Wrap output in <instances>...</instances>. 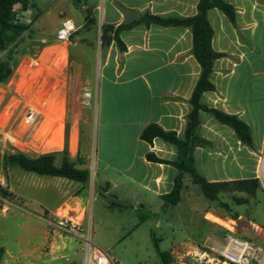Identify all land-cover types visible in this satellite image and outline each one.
I'll list each match as a JSON object with an SVG mask.
<instances>
[{"label":"crops","instance_id":"1","mask_svg":"<svg viewBox=\"0 0 264 264\" xmlns=\"http://www.w3.org/2000/svg\"><path fill=\"white\" fill-rule=\"evenodd\" d=\"M198 1L94 0L93 11L100 28L103 25L117 27L132 18V14L123 9L192 17L197 12ZM224 1L236 9V22L232 24L218 9L208 12V21L213 29L212 47L227 57L214 62L210 81L215 90L204 92L200 103L243 120L250 128L256 151L243 146L232 129L201 112L199 133L211 146L196 148L193 156L197 173L209 183L257 179L260 173L258 156L264 147V115L258 124L264 103L260 47L264 7L259 0ZM120 38L126 46L123 53L115 43L102 49L99 40V59L97 53L94 54L96 107L92 131L89 111H73L68 153L73 162L79 161L80 169L89 171V182L91 180L104 196H110L126 208H139L154 214L156 209H163L162 197L172 191L177 170L169 164L150 162L147 155L153 153L159 159L172 162L178 154L175 146L161 139L148 144L141 140L140 135L151 124L173 131L179 137L184 135L186 117L192 109L189 100L201 68L192 55V34L188 29L138 26L122 32ZM90 52L85 47L78 49V53L84 56ZM86 81L93 85L92 76H87ZM84 128L89 130L84 131ZM94 132L96 150L92 179L91 139ZM83 135L88 138L86 148L82 150ZM64 146L65 142L51 152L60 153ZM8 176L12 179L10 172ZM0 184L12 190L11 184L9 187L3 181ZM196 188L186 177L181 202L170 207L176 210L174 231L182 232V225L196 224L200 227L199 235L188 240L175 236L174 246H208L213 251H221L231 235L230 231L235 234V219L222 218L231 223L232 229L209 219L208 215L219 217L198 205ZM47 192L50 195L52 191L47 189ZM63 200L64 196H60L53 205L54 209ZM0 248H4L5 254L9 253L3 245Z\"/></svg>","mask_w":264,"mask_h":264},{"label":"rangeland","instance_id":"2","mask_svg":"<svg viewBox=\"0 0 264 264\" xmlns=\"http://www.w3.org/2000/svg\"><path fill=\"white\" fill-rule=\"evenodd\" d=\"M259 2L264 7V0ZM94 4V0H28L27 10L23 11L21 6L19 10L29 30L14 46L0 51V59H5L9 53L13 58L11 78L0 83V181L12 186L11 191L6 189L11 194L9 198L0 196V246L9 251L5 254L4 250L1 264H83L89 243L122 264H222L221 252L228 241L221 251H213L208 246H174L175 236L180 235L185 240L196 238L200 227L196 224L182 225V232L174 231L176 210L173 207L158 208L154 214L139 208L119 207L112 205L116 200L110 196L99 195L100 189L91 180L81 185L31 175L19 169L8 172L4 169L3 156L7 152L17 150L32 158L51 153L47 145L58 138L64 143L66 130L68 136L71 131L75 110L89 111L92 131L96 107L94 54L97 53L99 59L101 34L99 19L96 21L94 17ZM87 16L92 19L91 23H86ZM64 19L74 22L76 32L67 43H60L56 33ZM260 36L264 68V14ZM79 47L91 52L87 56L81 55ZM48 50L52 54L46 55ZM61 50L66 52L65 62L59 61L58 52ZM87 76H92L93 85L87 84ZM86 90L91 92L89 105L84 104ZM262 106L258 124L264 115V103ZM31 109L39 112L34 126L26 124V116ZM60 126L61 136L58 132ZM87 138V135L82 136V150L86 148ZM91 142L90 172L93 179L95 136ZM251 151H256L255 145ZM61 159L59 155L57 164ZM76 163L80 164L78 160ZM9 172L12 179H9ZM196 187L200 207L223 220L230 219L231 214L221 203L229 205L231 213L240 216L234 220L235 234L264 249L262 190L255 198L223 193L218 202H211ZM47 189L52 191L51 196ZM60 196H64V200L54 209L53 205ZM235 198L247 203L239 205ZM56 214L79 223V228L68 230L59 226ZM158 222L160 226L157 227ZM155 243L159 252L169 255L167 263L162 260Z\"/></svg>","mask_w":264,"mask_h":264},{"label":"trees","instance_id":"3","mask_svg":"<svg viewBox=\"0 0 264 264\" xmlns=\"http://www.w3.org/2000/svg\"><path fill=\"white\" fill-rule=\"evenodd\" d=\"M19 5L22 10H27L28 0H0V51H6L14 46L18 39L29 30L24 24L15 22V7ZM212 9L220 10L232 24L236 22V9L224 0H199L197 12L192 17H182L176 14L153 15L149 11L137 12L123 9L124 12L132 14V18L118 25H103L101 28V47L108 48L115 43L118 50L123 53L126 46L120 38V34L132 30L138 26H158L162 28L176 27L190 30L192 34V55L198 62L201 72L197 84L194 88L189 103L191 112L186 117V128L184 135L179 137L173 131H166L156 124L148 125L141 133L142 141L152 144L155 139H161L177 149V159L169 162L159 159L153 153L147 155V160L153 163L169 164L177 170L172 191L163 196V209L176 206L181 202V194L184 179L188 177L191 183L198 186L206 199L211 202H218L220 194H244L250 198H255L260 189L258 179H246L233 182L209 183L205 181L195 169L194 150L196 148H209L211 143L200 136V113L206 112L217 122L233 130L236 137L243 146L253 150L254 144L249 126L237 115L227 114L217 109L208 108L201 105L200 98L204 92H211L215 87L210 81L213 73V64L216 60L227 57L226 54L217 53L212 47L213 29L208 21V12ZM92 19L86 17V23H91ZM13 58L10 53L5 59H0V83H6L13 74ZM61 155L60 164H57V157ZM80 157L78 156L77 159ZM4 169L8 172L19 169L22 172L40 177L64 179L70 182L86 185L89 182L90 173L86 169H80L76 162L69 158L68 153V131L65 135V146L62 152H51L36 157H28L26 154L15 150L7 152L3 156ZM108 186V184H107ZM99 195L104 196L100 191ZM0 196L9 198L11 194L0 184ZM237 200L238 204L247 203L246 200ZM231 218L237 220L238 215L231 213L229 205L221 203ZM119 207H125L121 203H113ZM155 247L159 252L157 244ZM4 255V250L0 248V264ZM162 260L167 263L169 255L159 252Z\"/></svg>","mask_w":264,"mask_h":264},{"label":"built area","instance_id":"4","mask_svg":"<svg viewBox=\"0 0 264 264\" xmlns=\"http://www.w3.org/2000/svg\"><path fill=\"white\" fill-rule=\"evenodd\" d=\"M17 5L14 9L15 22L24 24L25 18L19 10ZM76 32V26L71 19H64L56 33V39L60 43H67L71 36ZM84 104L89 105L91 99V92L86 90L84 95ZM39 112L31 109L26 116V124L34 126L37 123ZM260 173L258 181L260 189L264 193V147L258 156ZM59 220V226L64 229L74 230L79 228V223L69 220L67 217L56 214ZM231 235L228 237V242L224 250L221 252L222 264H264V249L256 246L253 242L237 237L234 232L230 231ZM83 264H122L106 251L95 246L93 243L87 245Z\"/></svg>","mask_w":264,"mask_h":264},{"label":"bare ground","instance_id":"5","mask_svg":"<svg viewBox=\"0 0 264 264\" xmlns=\"http://www.w3.org/2000/svg\"><path fill=\"white\" fill-rule=\"evenodd\" d=\"M49 53H51V50H48L47 52H45L46 55H48ZM51 54H52V53H51ZM58 57H59V61H61V62H65V59H66V52H65V50H61L60 52H58ZM58 132H59V135L61 136V133H62V126H60V127L58 128ZM61 145H62L61 139L58 138V139H56L55 141L50 142V143L47 145V148H48V149H53V148H57V147H59V146H61ZM208 218L211 219L212 221H215L216 223H219V224H221V225H223V226H226V227H228V228H229V227L231 228V226H229V224H231V223H228V222H226V221H223V220L217 218L216 216L209 215Z\"/></svg>","mask_w":264,"mask_h":264}]
</instances>
